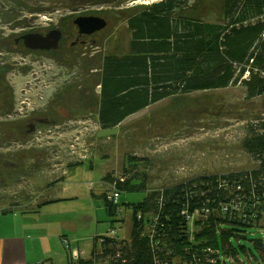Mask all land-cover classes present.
I'll list each match as a JSON object with an SVG mask.
<instances>
[{
	"label": "rangeland",
	"instance_id": "1",
	"mask_svg": "<svg viewBox=\"0 0 264 264\" xmlns=\"http://www.w3.org/2000/svg\"><path fill=\"white\" fill-rule=\"evenodd\" d=\"M154 1L157 0H25L29 8L40 6V9H16L12 11L14 15H9L20 20L31 19L26 21L27 24L35 17L55 20L62 14L70 19L97 15L107 21L106 26L85 43L81 49L84 54H75L69 60L38 54L22 57L11 52L0 54V82L9 83L14 89L17 105L25 98L22 93L32 99L40 96L41 101L50 98L55 89L62 88L60 94H65L66 86L61 87L63 82L68 84L65 114L73 113L72 118L60 122L66 133L56 131L53 134L56 128L47 126L36 139H26L32 141V145L41 143L33 153L29 154L25 149L27 159L18 174L19 180L29 178L28 184H11V168L0 163V204L2 193L10 200L15 196L23 198L18 199V205L21 211L25 210L19 215L25 228V264H67V248L78 250L81 258L88 259L94 237L106 235L110 227H115L119 238L130 236L132 208L126 204L142 201L146 192H118L122 212L115 217L107 213L102 196L107 187L102 181L103 176L108 172L113 176L122 175L126 155L139 159L137 171L146 175L147 191L173 185L194 175L223 174L258 165V161L243 148L242 139L250 124L262 116L263 97L246 98L239 83L168 97L127 116L115 126H100L97 95L101 59L106 54L128 53L127 18L141 6ZM10 3L0 0V24H4L2 19L8 15V11L2 13V10L5 6L12 8ZM207 5L211 7L209 17H219L218 1L208 0ZM196 9L197 14L205 12L201 5ZM3 29L1 27L0 32ZM9 30L10 26L5 27V32ZM25 67H30V73H22ZM59 97L53 96L54 99ZM56 162L59 164L51 168L56 166L57 169L53 168L48 177L40 173L41 182L36 183L39 178L33 182V174L37 177L33 169H40V164L47 167ZM7 183L11 185L7 187ZM29 194L33 196L29 198ZM120 218L124 220L120 221ZM250 221L256 223L257 218ZM262 225L264 215L259 227L247 229L245 238H230L237 248V256L225 258L226 264H264V251L261 253L251 243L252 239L264 240ZM193 227L190 224V229ZM62 233L69 240L67 244L62 242ZM240 245L245 247V252L238 248ZM198 250L204 255L210 251L208 246Z\"/></svg>",
	"mask_w": 264,
	"mask_h": 264
},
{
	"label": "trees",
	"instance_id": "2",
	"mask_svg": "<svg viewBox=\"0 0 264 264\" xmlns=\"http://www.w3.org/2000/svg\"><path fill=\"white\" fill-rule=\"evenodd\" d=\"M207 1L157 0L129 15L128 53L101 59L98 121L101 127H112L162 99L239 83L246 98L263 97V114L242 139L257 167L206 173L147 191L146 175L137 171L139 159L126 155L124 179L110 172L103 178L115 181L119 191L146 192L142 201L126 204L132 208L130 236H95L88 259L73 260L67 248V264H226L225 258L237 256L230 238H245L247 229L260 226L264 215V0H217V18L209 17ZM198 5L205 12L197 14ZM220 180L233 182L224 187L219 186ZM105 194L106 190L102 193L105 209L115 217L118 207ZM222 205L228 206L227 213ZM139 209L158 216L160 231L153 243L143 234V222L136 220ZM182 209L190 213L197 209L198 214L188 224ZM256 218V223L248 222ZM190 224L195 228L190 229ZM251 243L263 253L264 240ZM207 246L206 255L198 252ZM238 248L246 251L243 245Z\"/></svg>",
	"mask_w": 264,
	"mask_h": 264
},
{
	"label": "flooded vegetation",
	"instance_id": "3",
	"mask_svg": "<svg viewBox=\"0 0 264 264\" xmlns=\"http://www.w3.org/2000/svg\"><path fill=\"white\" fill-rule=\"evenodd\" d=\"M8 1L11 2L10 6H12V8L5 6L2 10V13L8 11V15L2 19L4 24H0V28L4 27L3 31L0 32V54L4 52H11L20 55L21 57L22 55L27 56L28 54H38L40 56L45 55L53 58L56 57L59 60H69L75 54H84V52H81V49L85 46V43L89 40V38L96 32L95 31L91 34L79 33L78 26L74 23L75 18L70 19L68 15L64 14L60 15L59 18H56L55 20L47 18V20H42L35 17L27 24L26 21L31 19L26 20L25 18L20 20L15 19L16 17L10 18L9 15L16 9H27V11L39 10L40 6H30L29 8V6L25 3V0ZM12 14L14 15L15 13ZM29 14L32 15V12ZM7 26H10L9 32H5V27ZM54 29L61 31V37L58 41V47L56 49H33L25 46L23 35L28 33L46 35L49 31ZM5 42L9 44H5ZM25 68L26 70L22 71V73H30V67ZM50 80H53V77H51ZM65 86L66 89L64 93L66 94L68 91V84L62 82L61 87L64 88ZM61 89H55L51 94V97L43 101L39 99L40 96H33L34 99H32L28 98L27 94L22 93L25 98L21 99L17 105V101L13 97L15 93L14 89L9 85V83L5 84L0 82V163H2L5 167L11 168L13 180H17L19 178L18 173L21 170L20 168L23 167L24 160L26 161L27 159H25V149L29 150L30 154L31 152L33 153V149L40 148L41 146L40 142L39 145H32V141L27 140L36 139L39 133H43V129L47 126H53L57 129L52 131L53 134L56 131L59 134L66 133V130H64V127L61 126L60 122L66 120L67 117L72 118L73 113L71 112L72 114H65V110H67V106H65V104L68 103V99L67 95L63 93H61L62 95L60 94ZM54 95L60 97L54 99ZM25 100H28V102ZM35 154H32V156ZM32 156L29 160L32 159Z\"/></svg>",
	"mask_w": 264,
	"mask_h": 264
},
{
	"label": "crops",
	"instance_id": "4",
	"mask_svg": "<svg viewBox=\"0 0 264 264\" xmlns=\"http://www.w3.org/2000/svg\"><path fill=\"white\" fill-rule=\"evenodd\" d=\"M55 164H59V163L56 162V163L50 164L47 167L46 166L44 167L42 164H40V169L39 168L33 169L34 173H36V176H37V177H34L35 175L33 174L32 176L33 177L32 180L34 179L33 182H35L37 178L39 179L36 180V183L38 181L41 182V179L39 177L40 173L48 177L49 172H51L53 168L57 169L56 166L51 168V166ZM199 175H202V174H199ZM199 175H194L192 177L199 176ZM12 180L13 179H11V181ZM27 180L28 182L30 181L29 178ZM27 180H19L18 178L17 181L13 180L11 182L10 179H8V181H10L11 184H14L13 182L28 184ZM103 180L104 178H102V181ZM11 184L7 183L6 186L8 187ZM6 186H5V191H8ZM29 195H31L29 198L33 196L32 194H29ZM2 197H3L2 198L3 201H2V204H0V264H25L24 244H23L25 228H24V221H21V218L19 216L20 213H25V210L21 211L20 210L21 207L18 205L19 203L18 199L19 198L23 199V198L15 196L10 200L9 197H6L4 193H2ZM70 199L72 198H68V200ZM47 202H51V201H47ZM47 202H45V204ZM61 230L63 231L64 229H61ZM60 237L67 239V236L64 235V233H62ZM68 242L69 240L67 239V243ZM64 247L66 246L64 245ZM66 260H67V256H66Z\"/></svg>",
	"mask_w": 264,
	"mask_h": 264
},
{
	"label": "built area",
	"instance_id": "5",
	"mask_svg": "<svg viewBox=\"0 0 264 264\" xmlns=\"http://www.w3.org/2000/svg\"><path fill=\"white\" fill-rule=\"evenodd\" d=\"M74 153V152H73ZM115 178L118 177V179L120 181H122L124 179V176L123 175H118V176H114ZM232 182H225V180H220L219 182V186H227V185H232ZM104 183L106 184V194H105V199L110 202L112 205H116L117 208V215L120 214L122 212V208L120 207L119 205V196H118V192L119 190L116 188V182L115 181H104ZM141 209L137 210L136 211V220L138 222H143V227H144V230H143V234L146 235L150 240L151 242L153 243L154 241V236L156 233H159L160 231V226H159V223H158V216L156 214H152L151 212H147V213H144V211H140ZM221 210L223 213H227L228 211V206L227 205H222L221 206ZM180 214L182 216H184L189 223L192 222V219L193 217L198 214V210L195 209L192 213H190L187 209H182L180 211ZM116 215V216H117ZM143 215H149V219L148 220H144V217ZM106 236H109V237H115L117 236V230L115 229V227H110V229L108 230V232L106 233ZM102 238L99 239V241L101 240ZM62 242L64 244H67V239L66 238H62ZM70 254H71V257L72 258H78L80 256V252L76 249H70ZM210 261L212 262L213 260L210 259Z\"/></svg>",
	"mask_w": 264,
	"mask_h": 264
},
{
	"label": "water",
	"instance_id": "6",
	"mask_svg": "<svg viewBox=\"0 0 264 264\" xmlns=\"http://www.w3.org/2000/svg\"><path fill=\"white\" fill-rule=\"evenodd\" d=\"M74 23L77 24L79 33L91 34L105 27L107 21L102 16L79 15L74 19ZM23 37L26 47L33 49H56L58 47V41L61 37V31L54 29L49 31L46 35L28 33L23 35Z\"/></svg>",
	"mask_w": 264,
	"mask_h": 264
},
{
	"label": "clouds",
	"instance_id": "7",
	"mask_svg": "<svg viewBox=\"0 0 264 264\" xmlns=\"http://www.w3.org/2000/svg\"><path fill=\"white\" fill-rule=\"evenodd\" d=\"M105 180H103V182H104ZM120 192V191H119ZM120 220L122 221L123 220V218H120Z\"/></svg>",
	"mask_w": 264,
	"mask_h": 264
},
{
	"label": "bare ground",
	"instance_id": "8",
	"mask_svg": "<svg viewBox=\"0 0 264 264\" xmlns=\"http://www.w3.org/2000/svg\"><path fill=\"white\" fill-rule=\"evenodd\" d=\"M140 2V1H139Z\"/></svg>",
	"mask_w": 264,
	"mask_h": 264
}]
</instances>
